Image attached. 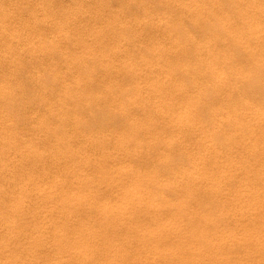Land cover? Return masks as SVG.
Here are the masks:
<instances>
[{"label":"bare ground","instance_id":"1","mask_svg":"<svg viewBox=\"0 0 264 264\" xmlns=\"http://www.w3.org/2000/svg\"><path fill=\"white\" fill-rule=\"evenodd\" d=\"M40 2L0 0V264H264V0H121L144 48L115 4L109 42L112 9Z\"/></svg>","mask_w":264,"mask_h":264},{"label":"rangeland","instance_id":"2","mask_svg":"<svg viewBox=\"0 0 264 264\" xmlns=\"http://www.w3.org/2000/svg\"><path fill=\"white\" fill-rule=\"evenodd\" d=\"M34 1H35V3H33ZM36 1H37V0H33V1L28 0V3H29L28 6H31V7H28L30 10H28V9L26 10L27 15L30 14L29 16H31L33 13H34V14H35V13H38V14H36V15H38V16H42V11H41V9H39L41 6H38V8H37V5H40L41 2H40V0H38L37 3L39 2L40 4H39V3L36 4ZM55 1H56V3H55ZM57 1H58V4H60L59 2H61V4H62V3L64 4V2H65V4L63 5L65 9L62 8L63 6H62L61 4H60V5H57ZM66 1H67V4H66ZM70 1H71V2H70ZM70 1H69V2H70V3H69L68 0H54L53 5L56 4L55 6H57V7H56L57 9H59V7H60V10H61L60 12H61V14H62L63 12H66L65 10H67V9L69 10V12H67V14H69V15L71 16V17L69 16V19H70L69 22H70V24H71L72 29H75V28H76L75 31H80V30H81L82 33H85L86 31H88L89 26H91L92 22L94 21L93 18H96V19L99 21L100 16L105 15V17H106V19H107V18H108L107 16H109V14H110V15L114 14V15H115V16L113 15L114 17H113V16H112V17L109 16L108 19L112 18V19H110V22H109V20L107 19L108 22L105 20L106 22H105L104 24H100V23H99V24H100L101 26L104 25V26H103L104 28H105V25H106V26H109V28L106 27L107 30H109V29H113L112 27L110 28V26H111L112 23H113V24H114L113 27L116 28V29L118 28V30L115 29L116 33H117V31L121 32L122 30H120L119 25H117V24H115V23H116V21H118V18H119V19H122V18H121V16H122L121 14H123V13L125 14L126 12L130 11V12H131L130 15H132V16L128 15V14H129V12H128V13L125 14L126 17L123 15V16H124V17H123V20H124V22H125L126 24H129V23H130L131 32H132L133 35H131V32L128 33L129 31L126 33V31H125V30H127L126 27H125V30H123V31H124L123 34H128V36H129V34H130V38H131V36H133L134 38L137 37L135 42L138 41V43H139V42H144V38H143V37H146L145 39L148 40V42H144L143 44H140V46L144 45V46H142L143 48L146 46L145 44H148V45H149V43H150V41H151V39H152V38L147 37L148 35H150L149 32H153V33H151V34H152V37H157L158 34H160V35L158 36V37H160V39L163 37V33H164V25L162 26L163 23H161V22L159 21L160 18L157 16V14H155V17H156V18H155L154 16H152L154 13L151 11V9L148 10V11H144V12H147V14L149 13V14L147 15L146 13L143 12L142 7H141V10H140V6H139V5H133V6H131V8H130L129 10H128L127 8H124V9L126 10V12H125V10L123 11V8L121 7V5H122L121 0H120V1H118V0H116V1H114V0H107V1H106V4H105L106 7H105V6L103 5V3H102V5H101V6H102V9H101V6L99 5V3H101V1H99V0H96V1L94 0L93 3H92L93 0H92V1H91V0H85L84 2L81 0V1L84 3V4H83V8L86 7L85 9H89L90 5H91L90 10L93 9L94 6H97V5H95L96 3L99 5V6H98V9L94 8V9L91 10V11L88 10L89 13L86 12L87 15H88V17H91L92 14L94 15V16H92V17L89 18V19H88V17H87V19L90 20V22H89L88 20L83 19V15L85 16V13L82 14L80 11H78V13H76V11H74L75 9H74V6H73V1H72V0H70ZM97 1H99V3H98ZM108 1H109V2H108ZM135 1H136V0H135ZM31 2H32L33 4H31ZM28 3H27V4H28ZM94 3H95V4H94ZM108 3H109V4L113 3V4H112V5H109ZM132 3H133V2H132ZM30 4H31V5H30ZM35 4H36V6H35L34 8H36L37 10L34 9L33 6H32V5H35ZM69 4H72V5H69ZM92 4H94V5H92ZM114 4H115V6H114ZM117 4H118V5H117ZM86 5H89L88 8H87ZM131 5H132V4H131ZM70 6H72L74 10L72 9V7H71V10H70V8H69ZM107 6H108V8H110V9H108ZM112 6H114L113 8H115V9L118 7L117 10H118L119 8H122V9H121L122 11H121L120 9H119V11H117V10H115V9L113 10ZM32 8H33V13H32ZM53 8H55V7H53ZM56 8H55V10H56ZM66 8H67V9H66ZM38 9H39V11H41V12H40L41 14L39 13ZM111 9H112V10H111ZM34 10H36L37 12H35ZM94 10H95V11H94ZM99 10H100V11H99ZM105 10H106V12H105ZM110 10L113 11L114 13H112ZM127 10H128V11H127ZM133 10H134V11L137 10V11H135V13H136L135 15L133 14V13H134ZM139 10H140V11H139ZM28 11H31L32 14H31V13H28ZM56 11H57V10H56ZM70 11H74V12H72V13L70 14ZM96 11H97V12H96ZM116 11H117V12H120V11H121V12H123V13L117 15V13H115ZM93 12H94L95 14H94ZM101 12H102V13H106L107 15H106V14H102ZM108 12H110V13L108 14ZM73 13H74V14H73ZM75 13H76L77 18L74 17V16H75ZM91 13H92V14H91ZM97 13H98V14H97ZM99 13H101V14H99ZM111 13H112V14H111ZM140 13H142V14H140ZM39 14H40V15H39ZM72 14H73V15H72ZM78 14H79V16H78ZM89 14H91V15H89ZM96 14H97V15H96ZM87 15H86V16H87ZM99 15H100V16H99ZM139 15H141V17H140ZM144 15H146V17H145ZM174 15H176V13H175ZM174 15H173V16H174ZM118 16H120V17H118ZM133 16H134V17H133ZM142 16H143V19H144V17H145L144 20L142 19ZM147 16H149L150 18L147 17ZM176 16H178V15H176ZM73 17H74L75 19H78V20L76 21ZM80 17H81V18H80ZM105 17H104V18H105ZM138 17H140V20H141L142 22H141L140 20H139V22H138V19H139ZM153 17H154V19H153ZM174 17H175V16H174ZM84 18H85V17H84ZM113 18H114V19H113ZM128 18H130V20H129ZM135 18H136L137 22H136ZM137 18H138V19H137ZM146 18L149 19L151 22H149V20L147 21ZM175 18H176V17H175ZM71 19H72V20H71ZM79 19H82V20H84V21H81V20H79ZM92 19H93V21H92ZM125 19H126V20H125ZM85 20H86L89 24H88V23L86 24V21H85ZM128 20H129V21H128ZM152 20H157V22L159 21L161 24L158 22V25L160 24L159 26H160V27L162 26V28H160L159 26H156L157 23H154ZM127 21H128V22H127ZM131 21H132V22H131ZM143 21H144L145 23L148 22L149 25H148V24H145ZM111 22H112V23H111ZM155 22H156V21H155ZM83 23H84L85 25H84ZM93 23H94V22H93ZM107 23H108V24H107ZM110 23H111V24H110ZM134 23H135V24H134ZM137 23H140V26L142 25V26H143L142 28H143V29L145 28V29L143 30V29L140 28V27L137 28V27H136V26H137ZM151 23H152V24L154 23V26L152 25V26H153V29H152V30H151V28H152ZM119 24H120V23H119ZM132 24H134V25H136V26H134V25H132ZM155 24H156V25H155ZM81 25H82L83 27H80ZM115 25H116V27H115ZM73 26H74V27H73ZM138 26H139V24H138ZM147 26H148V28H147ZM155 26H156L158 29H156ZM77 27H79L80 29H79V28L77 29ZM103 27H101V28H103ZM150 27H151V28H150ZM81 28H82L83 30H82ZM104 28H103V30L105 31ZM122 28H123V27H122ZM149 28H150V29H149ZM154 28H155L156 30H155ZM107 30H106V32H107ZM147 30H148V33H149V34L147 33ZM158 30H160V32H159ZM81 31H80V32H81ZM110 31H111V30H110ZM115 31H114V29H113L112 32H109V31H108L107 35H109V34H111V33H113V32L115 33ZM123 31H122V32H123ZM133 31H134V32H133ZM135 31H136V32H135ZM142 31H143V33L145 32V33H144L145 36H144V35H141V34H142ZM157 31H158V32H157ZM122 32H121V33H122ZM137 32H140L141 34L139 33V34H137V36H136L135 33H137ZM156 33H158V34H156ZM134 34H135V35H134ZM146 34H147V35H146ZM153 35H154V36H153ZM155 35H156V36H155ZM110 36H111V35H109V37L106 36V39H107V41H109V42H113V41H110V40H112V37H110ZM135 36H136V37H135ZM139 36H143V37H142V38H143V41H140V40H141V37H139ZM150 37H151V35H150ZM70 38H71V37H70ZM121 38L124 40V36H121L120 38H118L119 43H120V40H121L122 44L125 43V41H123ZM138 38H140V39H138ZM71 39H72V38H71ZM108 39H109V40H108ZM137 39H138V40H137ZM65 40L69 42L70 39L68 38V40H67V39L61 40V42H60V47H61L62 49H60V51L62 52V53H61L62 55L59 53V57H57V58L55 59L56 61L58 60L57 63H58V62H59V63H58V64L55 63V65H56V64L59 65V66H57V67L59 68V67H60V64H61V61H63V63H64L65 60H67V59L69 60V59H70V56H71V58L73 59L74 57H72V54H73L74 51H75L74 49H76V52L78 53V55H77L76 53L73 54L74 56H75V54L77 55V56H75L76 59L74 58L73 61H72V62H74V63L71 62L72 64H70V62L66 61L67 63L65 62L63 65L61 64V65L63 66V68L60 67L61 70L63 69V70L68 71V72L70 71L69 74H67L68 72H66V74H65V71H61L60 68H59V70H57V71H58V76H59V75L61 76V74H62V76H61V77L59 76V77L61 78L60 81H57V80L60 79V78H59V79H57V80L54 79V82H55V80H56V82H55V83L57 84L56 86L59 87V88H56V89H58V90H60V91H63L64 89H62L63 84H58L59 82H60V83H63L65 79H66L65 82L70 81L71 79L73 80L72 76H73L74 74L77 75V74H79V72H81V70H80L79 68H78L77 71L75 70V69H77L78 66L75 65L76 68L72 66V65L75 64V63L77 64V62L74 61V60H77V58L79 57V52H78V50H77V46H76V47L74 46V48H72L73 46H72V47L70 46V47H71V49H70V47L68 46V43H66ZM113 40H115V39L113 38ZM134 40H135V39H134ZM134 40H132V41H134ZM146 40H145V41H146ZM161 40H162V39H161ZM64 41H65V43H64ZM90 41H91V40H90ZM116 41H117V40H116ZM118 41H117V42H118ZM162 41H163V40H162ZM91 42H92L91 45H93V44L95 43L94 41H91ZM93 42H94V43H93ZM135 42H134V45H135ZM164 42H165V41H164ZM126 43H127V42H126ZM126 43H125V44H126ZM167 43H169V44L167 45ZM167 43H166V45H165L166 47L171 46V43H170V42H167ZM61 44H62V45H61ZM64 44H66V45H64ZM69 44L73 45L74 43H73V42H72V43L69 42ZM122 44H120V45H122ZM128 44H129V43H127V45H125V46L123 45L122 47H124V48L121 49V50H123V52H124L125 48H127V49H126V52H124L125 54H124L121 50H119L120 52L123 53V55L120 54V52H118V51H117V53H115V54H114L115 51L112 52V53L109 52V53H111L110 55L114 54V57L111 56L112 61H115V60H116V62H119V61H121V60L124 59V57H122V56H125L126 53L128 52L127 50H129L128 48H129V46H130V44H129V46H128ZM136 44H137V43H136ZM74 45H75V44H74ZM148 45H147V46H148ZM65 46H68V47L65 48ZM135 46H137V48H139V44H138V45H135ZM122 47H121V48H122ZM133 47H134V46H133ZM142 47H141V48H142ZM64 48H65V49H64ZM137 48H136V50L139 51L140 48H139V49H137ZM63 49H64V50H63ZM72 49H73V52H71ZM65 50H66L67 52L70 51V52H69L70 54H69L68 56H67V52H66ZM134 50H135V49H134ZM64 52H66V53H64ZM135 52H136V51H135ZM118 53H119L121 56L118 55ZM63 54H64V56H65L67 59H65V57H64V59L62 58V57H63ZM116 54H117V56H116ZM137 55H138V52H137ZM61 56H62V57H61ZM115 56H116V57H115ZM2 57H3V56L0 55V58H1V59H3ZM118 57H119V58L121 57L122 59L119 60ZM111 58H110V59H111ZM113 58H114V60H113ZM115 58H116V59H115ZM59 59H60V60L62 59V60L60 61ZM30 61L32 62L33 60H30ZM30 61H29V63H30ZM56 61H55V62H56ZM52 62H54V61H50L48 64H50V63L52 64ZM32 63H33V62H32ZM65 64H66V65H65ZM67 64H68V65H67ZM69 64H70V67H69ZM52 65H53V64H52ZM66 67H67L68 69H67ZM6 68H7V67H5V68H3V69L6 70ZM31 68H32V65H31ZM54 68H55V67H53V69H54ZM69 68H70V69H69ZM71 68H73V69H71ZM29 69H30V67H29ZM30 70H32V69H30ZM49 70H50V69H49ZM51 70H52V68H51ZM51 70H50V71H51ZM54 70H56V69H54ZM71 70H72V71H71ZM73 70H75L74 72H77V73H73ZM57 71H56V72H57ZM59 71L61 72V74H59ZM113 71H114L113 69H112V70H108L109 73H106V77L110 78V77L112 76V78H114V77L117 78L118 73L115 72V71H114L115 73H113ZM111 72H112V73H111ZM30 73H31V72H30ZM30 73H27V74H28V75H31ZM71 73H72V74H71ZM110 73H111V76H110ZM113 74H114V77H113ZM116 74H117V75H116ZM71 75H72V76H71ZM26 76H27V75H25V77H26ZM56 76H57V75H56ZM66 76H67V77H66ZM109 76H110V77H109ZM56 78H58V77H56ZM70 78H71V79H70ZM108 78H106V81L109 80ZM141 78L143 79V76H141ZM26 79H28V76H27ZM26 79H24V80H26ZM62 79H64V80L62 81ZM72 80H71V81H72ZM139 80L141 81L140 78H139ZM61 81H62V82H61ZM30 82H31V81H30ZM119 83L121 84V81H120ZM119 83H118V85H119ZM64 87H65V84H64ZM64 87H63V88H64ZM116 87H118V86H116ZM60 88H61V89H60ZM145 88H146V87H145ZM116 90H117L118 92H122V91H119V90H121V89H117V88L114 90V95H115V97H116V96L119 97V95H121L122 93H121V94H115V93H117ZM35 94H36V93L34 92V94H33L32 97H34ZM144 94H145V93H144ZM144 94H143V98L146 99V97H147V93H146V95H145L146 97L144 96ZM36 95H37V94H36ZM36 97H37V99L39 98L38 95H37ZM36 97L31 98L32 101H33V103H36V102H34V101H37V103L40 102V100H39V101H38V100H35ZM31 99H28V100H31ZM32 101H31V102H32ZM28 102L31 103L30 101H28ZM37 105H38V104H37ZM38 106H41V103H40ZM42 107H43V106H42ZM42 107H39L40 110H41ZM133 108H134V107H131V110H129V111H130L129 113H132L133 111H136V110H137V109L132 110ZM42 109H43V108H42ZM22 111H24V110H23V109H21V110H17V111L14 112V114H15L16 116H18V117H20V116L22 115V114L20 115V113H24V114L27 113V114H28V115H27L28 117H29V116H32V113H31V115H30V112H29V111H24V112H22ZM139 111H141V112H140L141 114L143 113L142 110H139ZM133 113H134V112H133ZM133 113H132V114H133ZM135 113H136V112H135ZM225 114H226V112H225ZM22 116H23V115H22ZM24 116H25V115H24ZM27 116H25V117H27ZM112 116H113V114L111 113L110 118H106L107 120H106L105 125H103L104 123L102 124V122H99V123H98V126H100V127H104V126L107 127V126H112V125H113V126H116V127H117L118 125H120V124L122 125V124H123V123H122L123 121H121V120L117 121L118 123H116V121H114L115 119H112ZM108 117H109V116H108ZM108 119H109V122H110V123L108 122ZM110 119H111L112 121H111ZM122 120H124V119H122ZM113 121H114L115 123H114ZM72 122H73V120L69 122V126H70V123L72 124ZM107 122H108V123H107ZM124 123H125V120H124ZM96 124H97V123H96ZM73 125H74V124H72L71 127H70L69 129H72V128H73ZM154 125H157V126H155L156 129H159V127H160V128L163 127V123H162V126H161V123H159V124H158V123H155ZM154 125H153V126H154ZM158 126H159V127H158ZM118 127H119V126H118ZM170 132H171V131H168V132L165 131L164 134H165V135H166V134H170ZM74 138H76V137H74ZM133 146L135 147V146H137V145L132 144V147H131V146H130V147L133 148ZM141 154H142V152H141ZM224 182H226V181L224 180ZM121 232H122V234H120V236L122 237L124 231L122 230Z\"/></svg>","mask_w":264,"mask_h":264}]
</instances>
